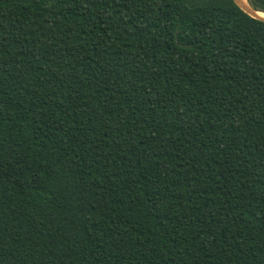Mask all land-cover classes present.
I'll list each match as a JSON object with an SVG mask.
<instances>
[{
	"label": "trees",
	"instance_id": "obj_1",
	"mask_svg": "<svg viewBox=\"0 0 264 264\" xmlns=\"http://www.w3.org/2000/svg\"><path fill=\"white\" fill-rule=\"evenodd\" d=\"M0 264H264V21L0 0Z\"/></svg>",
	"mask_w": 264,
	"mask_h": 264
},
{
	"label": "water",
	"instance_id": "obj_2",
	"mask_svg": "<svg viewBox=\"0 0 264 264\" xmlns=\"http://www.w3.org/2000/svg\"><path fill=\"white\" fill-rule=\"evenodd\" d=\"M236 2V4L242 9L244 10L248 15H250L253 18L259 19L264 21V18L259 16L257 14L258 11L254 10L253 8H249L247 7L241 0H234Z\"/></svg>",
	"mask_w": 264,
	"mask_h": 264
},
{
	"label": "bare ground",
	"instance_id": "obj_3",
	"mask_svg": "<svg viewBox=\"0 0 264 264\" xmlns=\"http://www.w3.org/2000/svg\"><path fill=\"white\" fill-rule=\"evenodd\" d=\"M242 2L244 1L246 4H247V2H246V0H241ZM248 5V4H247ZM249 6V5H248ZM259 16H262L263 18H264V15L263 14H260V13H257Z\"/></svg>",
	"mask_w": 264,
	"mask_h": 264
},
{
	"label": "rangeland",
	"instance_id": "obj_4",
	"mask_svg": "<svg viewBox=\"0 0 264 264\" xmlns=\"http://www.w3.org/2000/svg\"><path fill=\"white\" fill-rule=\"evenodd\" d=\"M260 12H262V11H260ZM262 17V16H261Z\"/></svg>",
	"mask_w": 264,
	"mask_h": 264
}]
</instances>
